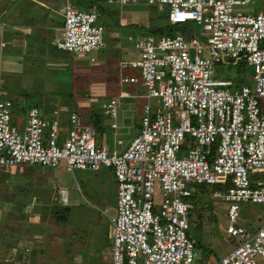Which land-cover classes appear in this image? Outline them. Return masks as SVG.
<instances>
[{
	"label": "built area",
	"instance_id": "2783aa9c",
	"mask_svg": "<svg viewBox=\"0 0 264 264\" xmlns=\"http://www.w3.org/2000/svg\"><path fill=\"white\" fill-rule=\"evenodd\" d=\"M144 1L166 6L171 24L198 25L208 54L198 35L134 38L139 57L123 66L139 70L155 104L143 106L138 133L122 150L97 142L94 123L80 125L76 112L63 138L59 122L37 107L27 110L20 131L12 102L0 95V166L56 168L64 161L69 171L111 169L117 188L110 264H264V216L254 232L238 224L241 202L264 206V10L245 7L264 0ZM62 13L63 34L52 41L58 50L84 55L104 46L98 9L67 1ZM239 56L253 68V87L215 75L224 57ZM127 96L104 103V114L116 119L119 98ZM198 185L211 186L212 197L228 203L226 240H239L213 262L195 259L188 235ZM56 201L68 205V188L56 186Z\"/></svg>",
	"mask_w": 264,
	"mask_h": 264
},
{
	"label": "rangeland",
	"instance_id": "374dc122",
	"mask_svg": "<svg viewBox=\"0 0 264 264\" xmlns=\"http://www.w3.org/2000/svg\"><path fill=\"white\" fill-rule=\"evenodd\" d=\"M61 3L62 0H53L50 3L53 8L49 4L48 10L59 21L60 17L56 12H60ZM100 4L104 7L99 16V22L104 26V46L99 50L84 55L67 54L60 50L57 52L50 44L40 42L36 31H30V35L23 42L29 40L28 44H31L36 39L38 45L15 47L13 43H9L1 48L0 95L12 102L14 124L20 131L26 123V113L30 107H37L45 118L51 119L55 116L61 125L69 122L71 112L78 114L80 125L87 123V114L93 112L99 117L96 126L97 142L110 143L111 123L114 119L103 113V103L124 88L133 97L120 99L118 116L120 117L123 110L125 115L135 117L136 120L140 119L141 110L146 103L155 104V100L146 98L147 91L141 84L139 70L133 72L139 79L136 84L120 83V75H130L132 72L129 67H123L121 62L139 57L134 41L139 32L136 26L128 23L135 21L134 23L151 26L168 25L165 17L167 7L160 8L144 0L124 6L104 2ZM22 6L31 12H41V8L45 10L40 5L24 3ZM245 7L255 11L264 10V2H254ZM80 9L87 10L86 7ZM105 9L111 10L110 16ZM122 21L127 24L120 25ZM184 24H176L173 33L186 37L182 30ZM193 25L196 27L195 23ZM197 32L205 56L209 51L205 34L199 26ZM6 33L4 32V36ZM46 34L53 40L54 36H61V31L50 29ZM41 47L43 50L61 54L65 67L60 68L58 63L52 61L48 63V57L38 52ZM6 51H13L15 54ZM215 75L228 78L235 87L241 83L253 87V68L247 64L239 65L226 57L216 67ZM90 102L92 103L88 104ZM137 126L135 124L134 128L129 129L131 134L122 137L131 139L136 134L134 130L138 129ZM24 173L29 174L26 180ZM32 174L34 180L31 179ZM2 180L5 181L4 184ZM58 185L68 188L72 211L67 215L66 225L57 224L50 211L57 202L55 191ZM116 186L111 169L102 166L73 171L66 169L64 161L56 168L39 165L0 166V249L3 242L7 243L8 240L14 243L18 235H21L23 241H18V246L24 251L31 250L34 246L37 249L36 255H40V264H110V218L116 215ZM198 186V203L191 214L189 234L194 241L201 242V247L194 248L195 259L213 262L234 248V240H239H226L228 203L214 199L211 186H204V190L197 191ZM21 190H25L23 194ZM29 202L30 207L24 208L22 203ZM239 206L238 224L249 231H256L264 216V206L251 202H241ZM104 209L107 210L106 215L102 214ZM199 213L204 217L203 220L197 217ZM25 240L32 243L26 244Z\"/></svg>",
	"mask_w": 264,
	"mask_h": 264
},
{
	"label": "crops",
	"instance_id": "0c3cea01",
	"mask_svg": "<svg viewBox=\"0 0 264 264\" xmlns=\"http://www.w3.org/2000/svg\"><path fill=\"white\" fill-rule=\"evenodd\" d=\"M67 1L71 2L74 6L78 7L77 5H75L73 0L72 1L71 0H62V3L60 4V12H56V14L60 17V21H59V20L53 18L51 16V14L48 12L49 4L52 3L53 0H0V32H1V34H0V53H2L1 48H4V46L6 44L9 45V43H13V45L15 47L38 45V43L36 42L37 41L36 39H34L31 42V44H28L29 40H27V42H23L24 39L26 40V38H27L26 36L30 35V31H36V34H37L38 38L40 39V42L43 41V43H45V44H50L58 52L59 50L52 44L53 40H50L48 38L49 36H48V34H46V31H48L50 29L51 30L53 29L54 31L60 30L61 36H62V34H63V23H64L62 6ZM24 3H26L28 5H32V6L33 5H40L41 7H44L45 10H42V8H41V12H31L29 10L26 11L25 9H23V6H22V5H24ZM50 5L53 8V5L52 4H50ZM117 6H122V5H117ZM157 6L162 8V6H159V5H157ZM88 10H90V9H88ZM109 12H111V10H109ZM110 15H111V13H110ZM134 22L135 21H133L131 23H134ZM126 24L123 21L120 22V25H122V26L126 25ZM129 24L130 23H128V25ZM4 32H7L6 36H4ZM136 36L137 35H135V37ZM57 37L58 36H54V38H57ZM44 51H46V50H43L42 47L39 48V50H38V52H40V53H42L48 57V61H47L48 63H51V61H52L54 63H58L57 65H59L60 68L65 67V63H62V61H63L62 57L63 56L61 54H57L55 52H49V51H46V53H45ZM11 52L14 53L13 51H9V52L6 51V53H11ZM62 52H64V51H62ZM65 53L68 54V52H65ZM10 55H12V54H10ZM25 55H26V53H25ZM51 59H53V60H51ZM132 60H135V59H132ZM123 62H126V61L121 62L122 66H123ZM130 69L132 70L130 75H120V83H122V84L125 83V82L121 81L122 77H129V76H136L137 77V75L133 74V72L137 71V69H133V68H130ZM126 84H136V83H126ZM121 93H123V94L128 93V96L119 98V106L121 104L120 103L121 98H132L133 97L129 91L125 90L124 88H121V90H119L117 95L111 97L109 100L119 97V94H121ZM93 102H95V100ZM91 103L92 102H90L88 104H91ZM71 113H73V112H71ZM103 113H104V111H103ZM141 113H142V110H141ZM94 115H95V113H93V112L88 113L86 120L88 122L94 121V118H96ZM13 117H14V115H13ZM14 119H15V117H14ZM48 119H50V118H48ZM51 119L57 120L55 116H52ZM117 119H119V122H117ZM139 121H140V119L136 120L135 117H130L128 115H125L123 110H121L120 117L117 115L116 119H114V121L112 122V123L116 124V127L111 126V129H112L111 142L110 143L100 142V143L106 144L110 149H113L114 147L116 150L124 149L129 144L130 140L138 133L139 126H140ZM134 122L136 125H138L137 126L138 129L134 130V133H136V134L133 135V137L131 139L123 138L122 136H124L125 134L126 135L131 134V132H129V129L135 127ZM69 126H70V122H68V121L66 123H62V125L60 124V128H61L60 138H63L65 136L66 130ZM98 126L100 127V125H98ZM22 127L24 128L25 124L22 125ZM23 128H22V130H23ZM119 145L121 146L120 148L117 147ZM18 166H21V165H18ZM27 167H29V166H27ZM111 173L113 174L112 170H111ZM28 175H29L28 173H24V177H25L24 179L25 180L27 179ZM31 179H33V174H32ZM18 180H20V178ZM1 182L4 184L5 181L3 182V180H2ZM24 191L25 190H21V194H23ZM17 201L21 202L20 200H17ZM22 205L24 206V208H29L30 202L29 203H22ZM20 240L23 241V236L18 235V237L14 243H10L8 240H6L7 243L3 242L4 245L1 248L2 250L0 249V264H40V262L38 261V259H39L38 257L40 256L39 254L36 255V253H35L34 255H31L28 258H24L23 252H27V251L30 252V250L28 249V250L24 251L22 248H20V246H18V241H20ZM236 241L237 240H235V242ZM24 242L26 244L32 243L30 240H28V241L25 240ZM24 242H23V244H24ZM14 245L18 247V251L16 248V251H17L16 253H14V250H13ZM35 245H36V243H35ZM33 247L34 246H32L31 249H33ZM26 248H29V247H26Z\"/></svg>",
	"mask_w": 264,
	"mask_h": 264
},
{
	"label": "trees",
	"instance_id": "16d2710c",
	"mask_svg": "<svg viewBox=\"0 0 264 264\" xmlns=\"http://www.w3.org/2000/svg\"><path fill=\"white\" fill-rule=\"evenodd\" d=\"M73 1H74L75 5H77L79 8L86 7L87 10L91 9V8H96V9H98L100 14L104 11V7L102 6V4H100L101 2H103V0H73ZM105 12L107 13V15H110V12H109L108 9H105ZM165 17H167V20H168V15L167 14H166ZM152 18H153V16H152ZM168 22H169V20H168ZM193 24H192V22H185V24L182 26V30L186 34V37L190 36V35H198V32H197L198 31V26L195 24L196 27H194ZM130 25H134V26L137 27V29H138L137 31L139 32L138 33L139 35L137 34V36L154 35V36L157 37V36H161V35H173L174 34L173 33V29H174V26L176 24H171L169 22V24L165 25V26H162L160 24H156V25L151 26V25H145V24L143 25V23H137L136 22V23H130ZM229 59L235 61L239 65H246V62H245L243 56H239V57H236V58H229ZM94 116L97 119L94 118V121H92V122L94 123L95 128H96L97 123L99 122V119H98L99 117H98V115L96 113H95ZM69 122H70V120H69ZM59 126H60V124H59ZM198 187H199V189H197V191H202V190L205 189V187L203 185L198 186ZM55 194H56V191H55ZM197 203H198V200H196V204ZM50 211H51L52 215L54 216L55 220H57L56 221L57 224H60V225L61 224H65L66 225L67 224L66 223L67 222V215L72 210H71V208L69 206V203L66 206H61L57 202H55V206H52ZM197 217H199L201 220H203V218H204V217H202L201 213H199ZM198 227H200V225H198ZM188 235L190 236L189 231H188ZM194 245H195V248H199V247H201V242L200 241H195ZM13 248L15 249L14 253H16L18 251V248L15 247V246ZM16 248H17V251H16ZM39 251H42V250H39ZM36 252H37V249L33 248V249L30 250V252L29 251L23 252V256H24V258H28L31 255H34ZM200 261H204V260H200Z\"/></svg>",
	"mask_w": 264,
	"mask_h": 264
},
{
	"label": "clouds",
	"instance_id": "9594fccd",
	"mask_svg": "<svg viewBox=\"0 0 264 264\" xmlns=\"http://www.w3.org/2000/svg\"><path fill=\"white\" fill-rule=\"evenodd\" d=\"M116 188H117V186H116ZM237 242V241H236Z\"/></svg>",
	"mask_w": 264,
	"mask_h": 264
}]
</instances>
